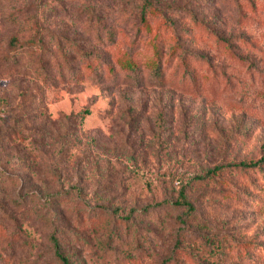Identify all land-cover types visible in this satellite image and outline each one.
<instances>
[{
	"label": "rangeland",
	"instance_id": "obj_1",
	"mask_svg": "<svg viewBox=\"0 0 264 264\" xmlns=\"http://www.w3.org/2000/svg\"><path fill=\"white\" fill-rule=\"evenodd\" d=\"M262 155L264 0H0V264H264Z\"/></svg>",
	"mask_w": 264,
	"mask_h": 264
},
{
	"label": "trees",
	"instance_id": "obj_2",
	"mask_svg": "<svg viewBox=\"0 0 264 264\" xmlns=\"http://www.w3.org/2000/svg\"><path fill=\"white\" fill-rule=\"evenodd\" d=\"M130 65V64H129ZM264 161V155L260 156L256 160H250V161H240L239 164L245 165V166H256L261 164ZM179 202H185L187 204V201L182 199V201ZM189 205V204H188ZM51 242L54 248V253L60 258L61 262L63 264H69L68 257L63 253V251L60 250V244L59 240L56 236L52 235Z\"/></svg>",
	"mask_w": 264,
	"mask_h": 264
}]
</instances>
